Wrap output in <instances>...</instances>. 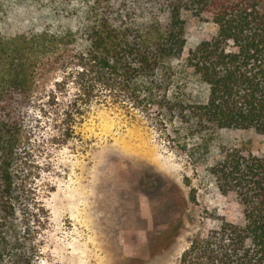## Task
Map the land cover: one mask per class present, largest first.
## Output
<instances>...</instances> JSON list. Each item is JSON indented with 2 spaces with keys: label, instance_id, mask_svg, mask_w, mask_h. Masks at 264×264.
Returning <instances> with one entry per match:
<instances>
[{
  "label": "trees",
  "instance_id": "16d2710c",
  "mask_svg": "<svg viewBox=\"0 0 264 264\" xmlns=\"http://www.w3.org/2000/svg\"><path fill=\"white\" fill-rule=\"evenodd\" d=\"M188 16L216 33L185 53ZM69 46L76 113L97 91L104 103H160L155 91L183 57L207 87L187 114L199 130L264 133V0H0V264H38L45 217L22 182L25 126L53 53ZM211 172L243 223L193 239L179 264H264V154L233 148Z\"/></svg>",
  "mask_w": 264,
  "mask_h": 264
},
{
  "label": "rangeland",
  "instance_id": "374dc122",
  "mask_svg": "<svg viewBox=\"0 0 264 264\" xmlns=\"http://www.w3.org/2000/svg\"><path fill=\"white\" fill-rule=\"evenodd\" d=\"M188 20L185 53L216 33L213 22ZM70 48L53 53L25 126L22 182L45 217L38 264H179L193 239L242 224V206L211 167L233 148L264 154V133L199 130L187 114L207 87L183 57L155 91L160 103H104L97 91L76 113Z\"/></svg>",
  "mask_w": 264,
  "mask_h": 264
}]
</instances>
